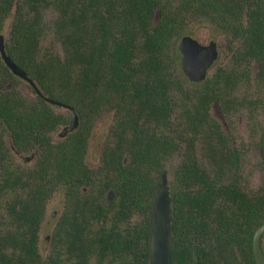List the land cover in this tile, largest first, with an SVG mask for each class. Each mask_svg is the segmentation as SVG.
<instances>
[{
	"label": "trees",
	"instance_id": "1",
	"mask_svg": "<svg viewBox=\"0 0 264 264\" xmlns=\"http://www.w3.org/2000/svg\"><path fill=\"white\" fill-rule=\"evenodd\" d=\"M198 22L221 32L229 56L191 83L177 44ZM0 35L41 93L21 92L0 56V264H146L155 190L174 158L171 264H255L264 176L250 189L245 172L254 155L264 168V0H0ZM74 116L78 127L55 138Z\"/></svg>",
	"mask_w": 264,
	"mask_h": 264
},
{
	"label": "water",
	"instance_id": "2",
	"mask_svg": "<svg viewBox=\"0 0 264 264\" xmlns=\"http://www.w3.org/2000/svg\"><path fill=\"white\" fill-rule=\"evenodd\" d=\"M179 57V67L184 77L191 83L203 82L210 69L218 59L217 43L211 41L206 45L199 43L190 36H183L177 44ZM0 56L11 73L30 85L37 95H41L35 84L27 75L19 69L6 55L4 47V36L0 35ZM10 86V85H9ZM51 105H56L51 100H46ZM78 127L77 116L73 117L70 125L62 128L58 134L60 139H64ZM33 155L26 157L29 162ZM55 216V212L52 217ZM172 209L169 197L167 173L160 177L149 217V255L146 264H171V253L173 249L172 237ZM264 235V222L256 229L252 239V254L255 264H264V252L261 247V238Z\"/></svg>",
	"mask_w": 264,
	"mask_h": 264
},
{
	"label": "rangeland",
	"instance_id": "3",
	"mask_svg": "<svg viewBox=\"0 0 264 264\" xmlns=\"http://www.w3.org/2000/svg\"><path fill=\"white\" fill-rule=\"evenodd\" d=\"M8 31H9V26L7 25L4 30L5 36H7ZM183 36H190L203 45H206L209 42L213 41L217 43L218 50L219 52L222 53L223 57L227 58L229 56L228 46L224 42L223 35L221 34V32H219L209 24L199 23V22L190 24ZM216 67H217V63L208 72V76L212 75ZM18 89L21 92L32 96L30 90L26 85V82L19 83ZM109 125H110V117L105 116L103 119H101L98 122V124L96 125L93 131L91 140L89 142V151L87 156V161L90 166H95L98 163ZM239 126L241 128V131L245 128L244 120L240 121ZM60 132L61 129H58V131L55 133V138L56 136H58ZM175 163H176V158L173 159V163H171V166L168 169V175H167L168 180L171 179V175H172L171 169L173 168ZM263 176H264V168L263 165L261 164V160L257 155H254V158L247 163V170L245 172V178L248 182V187L250 189H257L262 181ZM62 203H63V195L61 192L56 194L49 202L46 219L43 222L40 231L39 249H40V253L43 256H47L48 254L51 231L54 225L56 224V222L58 221L59 215L62 210V205H63ZM54 212H55V216L52 217V214ZM261 247L264 252V235L262 238Z\"/></svg>",
	"mask_w": 264,
	"mask_h": 264
}]
</instances>
